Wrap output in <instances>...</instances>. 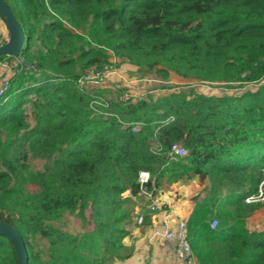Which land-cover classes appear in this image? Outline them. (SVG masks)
Instances as JSON below:
<instances>
[{
    "label": "trees",
    "instance_id": "1",
    "mask_svg": "<svg viewBox=\"0 0 264 264\" xmlns=\"http://www.w3.org/2000/svg\"><path fill=\"white\" fill-rule=\"evenodd\" d=\"M6 2L26 43L24 62L0 100V218L21 233L29 264L128 258L124 240L144 196L141 170L151 172L148 188L195 177L206 184L188 218L198 264H264V230L251 231L245 221L262 204L246 200L264 185V0ZM113 56L165 76L258 86L237 94L192 90L109 100L108 108L95 109L98 86L84 91L78 80ZM176 142L188 155L170 159ZM28 151L51 159L45 172L29 169ZM68 212L82 220L83 232L57 225ZM37 236L48 252L36 248ZM0 264H17L1 234Z\"/></svg>",
    "mask_w": 264,
    "mask_h": 264
},
{
    "label": "rangeland",
    "instance_id": "2",
    "mask_svg": "<svg viewBox=\"0 0 264 264\" xmlns=\"http://www.w3.org/2000/svg\"><path fill=\"white\" fill-rule=\"evenodd\" d=\"M110 63L117 67L118 74L112 75V78H109L107 82L104 83L105 86L100 85L101 87L93 89L95 91L101 92V95L99 96L108 101L117 100L123 90L129 89V86L127 84H124L123 79L130 81L132 85L138 84V88L142 90V94L145 95L146 98H149L151 100H155L156 98L163 95H169L175 91L189 92L195 90L206 95H223L237 94L239 92H242L243 90L256 88V86H258L256 83H236L233 84L231 88H228L225 87L222 83L200 81L195 78H183L173 71H170L168 76H165L164 73H160L159 71L146 72L145 70H141L137 66L130 64L127 60L120 59L115 56L110 58ZM113 77H116V79L120 80L112 81ZM139 78H147V81L137 82ZM239 85H244V87H239ZM31 112V104L26 105V113L31 114ZM28 121L30 123L33 122L31 117H28ZM24 159L28 164L29 169L33 172H45L48 166L51 164V159L47 157L37 156L32 151H28V154ZM191 181V179H183L178 184V189H174L175 186L173 184L164 182L160 187L161 193L171 195L175 197V199L183 197L185 195L187 197V193H191V186H194ZM171 187H173V189H171ZM202 187L204 188V184H201V191L203 189ZM261 187V189L264 191V185H261ZM27 189L32 192H37L39 187L34 183H29L27 185ZM256 201L264 203V198ZM246 202L252 203L253 201L246 200ZM57 225L66 231L74 233H81L85 230L82 220L77 217L76 214L70 212L66 213L63 220H61ZM33 243L37 249L45 253L48 252V242L45 239L37 236L35 237V239H33Z\"/></svg>",
    "mask_w": 264,
    "mask_h": 264
},
{
    "label": "built area",
    "instance_id": "3",
    "mask_svg": "<svg viewBox=\"0 0 264 264\" xmlns=\"http://www.w3.org/2000/svg\"><path fill=\"white\" fill-rule=\"evenodd\" d=\"M5 23L0 17V23ZM9 39V34L0 25V46L5 44ZM10 57V56H9ZM3 62V61H2ZM24 60L22 57L15 56V62L11 67V73L9 76L4 77L0 80V100L6 97L7 91L10 87V81L14 75L19 71L18 65L23 63ZM118 74V69L113 64L106 65L104 68H97L92 66L86 70L84 74L78 80V86L86 91L90 87L98 86L101 87L109 78H112V75ZM111 80V79H110ZM124 84L129 86V89L123 90L119 97L118 101L122 103H132L139 100L146 99V96L142 94V90L138 88V84L132 85V83L126 79ZM132 81V80H131ZM147 81V78H139L137 82ZM101 85V86H100ZM105 86V85H104ZM93 100L91 106L97 109L99 106L108 108L109 102L99 95H92ZM105 115L108 116L109 112L106 111ZM188 155V149L181 142H176L171 145V148L167 154L170 159H177L179 157H184ZM138 181L142 189V195L146 198L148 203L147 208L150 215H156L163 208L159 203V200L156 197L157 187L154 182H152V188H148L147 185L152 181L151 172L148 170H141L139 173ZM135 198V197H133ZM264 198V191L261 189L260 193L256 196L249 197L248 201H256ZM142 206L141 204L139 205ZM136 222L143 224L145 222V214L137 213ZM170 217H166L164 220V227L161 230L155 232L161 237L175 246V264H198L197 257L192 249L190 240H189V228H188V219L180 218L175 223L169 221ZM218 225V220H213L211 226L215 228Z\"/></svg>",
    "mask_w": 264,
    "mask_h": 264
},
{
    "label": "crops",
    "instance_id": "4",
    "mask_svg": "<svg viewBox=\"0 0 264 264\" xmlns=\"http://www.w3.org/2000/svg\"><path fill=\"white\" fill-rule=\"evenodd\" d=\"M1 27L9 34L5 23H0ZM3 61V62H2ZM15 62V56L6 57L0 60V80L11 73V67ZM119 81L116 77L112 81ZM191 193L175 199V197L161 193L160 187L157 189L156 197L162 206V210L156 215H150L147 208L146 198L143 196L137 201L134 211L133 222L130 224V234L124 240V244L130 253V256L124 260L117 259L114 264H175V246L166 241L164 237L155 234L156 231L162 230L164 220L170 217L169 221L175 223L180 218L188 219L194 210V197L201 192V183L198 177L191 179ZM173 184L174 189H178V184ZM166 185V183H165ZM206 184H204V187ZM203 188V187H202ZM173 189V187H171ZM189 194V195H188ZM137 200L136 198H134ZM262 203V202H261ZM142 205L141 207L139 205ZM168 205V207H167ZM137 213L145 214V222L139 224L136 222ZM247 228L251 231L264 230V203L252 214L245 218Z\"/></svg>",
    "mask_w": 264,
    "mask_h": 264
},
{
    "label": "water",
    "instance_id": "5",
    "mask_svg": "<svg viewBox=\"0 0 264 264\" xmlns=\"http://www.w3.org/2000/svg\"><path fill=\"white\" fill-rule=\"evenodd\" d=\"M0 17L9 30L8 41L0 46V57L21 55L26 43V36L21 22L6 0H0ZM28 65H31V63L29 62ZM0 234L12 242L16 252L17 264H29L28 248L19 230L11 223L0 218Z\"/></svg>",
    "mask_w": 264,
    "mask_h": 264
}]
</instances>
